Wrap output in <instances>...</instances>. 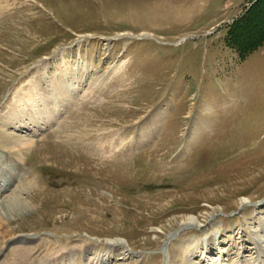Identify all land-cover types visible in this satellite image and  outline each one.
Instances as JSON below:
<instances>
[{
	"label": "rangeland",
	"instance_id": "obj_1",
	"mask_svg": "<svg viewBox=\"0 0 264 264\" xmlns=\"http://www.w3.org/2000/svg\"><path fill=\"white\" fill-rule=\"evenodd\" d=\"M253 1L0 0V164L36 141L0 264H264V43H225Z\"/></svg>",
	"mask_w": 264,
	"mask_h": 264
},
{
	"label": "bare ground",
	"instance_id": "obj_2",
	"mask_svg": "<svg viewBox=\"0 0 264 264\" xmlns=\"http://www.w3.org/2000/svg\"><path fill=\"white\" fill-rule=\"evenodd\" d=\"M263 30H264V28L261 31H263ZM258 35L259 34H257L254 38H252V40H250L248 43L255 40L258 37ZM71 90H76V87H73L70 90L67 89L64 96L67 97L68 94L71 95V93H69V91L71 92ZM58 103H60L59 99H58ZM60 104H62V103H60ZM22 112H23V110H21L20 113H22ZM51 113L52 112H50V114H49L50 119H51V116L53 117V113L52 114ZM25 124L26 123L23 122L21 126L24 127ZM44 124H46V123H44ZM30 129H32V128H30ZM15 141H16V143L14 145L15 146L14 148L17 150V156L15 158L11 157L10 159H15V161H17V163H18V161H19V163H21V161L24 160V156L26 155V153L29 152L35 146L36 141L33 139V137H31V138L29 137L28 139L17 138V139H15ZM3 166H6V165L3 164ZM5 173H6V175H1L2 173L0 174L1 175L0 186H2V187L5 186V184L7 183V180H10V181H12V183H14V181H18L17 179L20 177H22V179H23V182L21 183V185L19 184L20 186H18L16 189H14L13 194L12 195L10 194L11 196L9 194H8L9 196H7V197L4 195H3L4 197L1 196L2 200L0 201V218L3 217V215H4L8 219H11V218L15 217L14 216L15 214H19V215L23 214V213H25V211H28L32 208V202L30 201L29 198H27V195L30 194L33 181H32V179L27 178L30 174H25L26 172L21 173L20 169L17 172V176L12 175V171H10V169L5 170ZM5 173H3V174H5ZM26 180L28 181V183L23 184L24 181H26ZM0 191L2 194L3 192H2L1 187H0ZM1 219H0V238L7 236L6 235L7 231L5 230L4 224H3L4 221L2 220L3 221L2 222ZM194 222H195V220L190 218V219H188V222H185V223H186V225H189V224H193ZM118 242H120V241H117V243ZM73 252L75 253V256L65 255L66 258L62 262H59V264H74V262L76 264H83V262H80L81 259H80V255L78 254L79 252L78 251H73ZM86 252H90V250L87 249L86 251H84V253H86ZM84 257H85V255H84ZM59 259L60 258L56 259V261H58ZM47 262L48 261L42 262L41 264H47ZM55 263L57 264V262H55Z\"/></svg>",
	"mask_w": 264,
	"mask_h": 264
},
{
	"label": "trees",
	"instance_id": "obj_3",
	"mask_svg": "<svg viewBox=\"0 0 264 264\" xmlns=\"http://www.w3.org/2000/svg\"><path fill=\"white\" fill-rule=\"evenodd\" d=\"M262 0H254L251 7L242 15L233 20L231 24L227 25V32L225 37V43L229 48L234 49L240 58H245L249 53L259 48L264 43V30L259 32L258 37L249 43H242L235 37V32L241 26V21H249L256 16V11ZM247 13V14H246ZM252 22V21H251ZM240 32V31H239ZM241 34V33H240Z\"/></svg>",
	"mask_w": 264,
	"mask_h": 264
}]
</instances>
